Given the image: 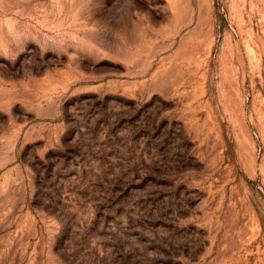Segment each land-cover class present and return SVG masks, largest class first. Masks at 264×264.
Returning <instances> with one entry per match:
<instances>
[{"label":"rangeland","instance_id":"obj_1","mask_svg":"<svg viewBox=\"0 0 264 264\" xmlns=\"http://www.w3.org/2000/svg\"><path fill=\"white\" fill-rule=\"evenodd\" d=\"M0 264H264V0H0Z\"/></svg>","mask_w":264,"mask_h":264}]
</instances>
